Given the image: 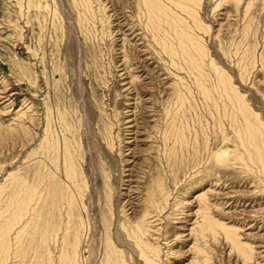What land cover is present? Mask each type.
I'll list each match as a JSON object with an SVG mask.
<instances>
[{
    "label": "rangeland",
    "instance_id": "obj_1",
    "mask_svg": "<svg viewBox=\"0 0 264 264\" xmlns=\"http://www.w3.org/2000/svg\"><path fill=\"white\" fill-rule=\"evenodd\" d=\"M152 1L0 0V264H264V0Z\"/></svg>",
    "mask_w": 264,
    "mask_h": 264
},
{
    "label": "bare ground",
    "instance_id": "obj_2",
    "mask_svg": "<svg viewBox=\"0 0 264 264\" xmlns=\"http://www.w3.org/2000/svg\"><path fill=\"white\" fill-rule=\"evenodd\" d=\"M190 1V0H189ZM195 1V0H194ZM145 2L148 4V5H150L151 6V8H152V5L151 4H153V1L152 0H145ZM168 14V13H167ZM184 39V38H183ZM189 41V40H188ZM200 66V65H199ZM223 81V80H222ZM233 98V97H232ZM231 98V99H232ZM241 99V98H240ZM235 103V102H234ZM236 105V104H235ZM241 106V105H240ZM182 109V108H181ZM237 109V108H236ZM241 109V108H240ZM243 111V110H242ZM183 112V111H182ZM181 114V113H180ZM238 114V113H237ZM183 115H185V114H183ZM180 116V115H179ZM178 116V117H179ZM245 117H247L246 115H245ZM252 118H254V117H252ZM231 119H233V117H231ZM247 119V118H246ZM238 121V120H237ZM248 121H250V120H248ZM245 122V121H244ZM183 123V122H182ZM251 123L253 124V120L251 121ZM251 123H249V125L251 124ZM246 124V123H245ZM247 127V126H246ZM183 130V129H182ZM241 130V129H240ZM178 131V130H177ZM184 131V130H183ZM182 131V132H183ZM240 132V131H239ZM238 132V133H239ZM244 132H245V130H244ZM248 135H250V137H252V139H253V137H254V135H255V129L254 128H252V127H250L249 129H248ZM179 133V132H178ZM179 135V134H178ZM182 135H184V133L182 134ZM242 135V134H241ZM181 136V135H180ZM180 136H177L178 138L180 137ZM184 138V137H183ZM182 138V139H183ZM257 138V137H256ZM258 139V138H257ZM181 141V140H180ZM258 141V140H257ZM255 142V141H254ZM259 142V141H258ZM257 142V143H258ZM182 144V143H181ZM256 144V143H255ZM258 146H259V144H257ZM250 146H252V145H250ZM260 148V147H259ZM261 150V149H260ZM262 152V151H261ZM66 154V153H65ZM262 161H263V156H262ZM67 163V162H66ZM72 169V168H71ZM70 173H71V171H70ZM73 173V172H72ZM69 174V173H68ZM72 175V174H71Z\"/></svg>",
    "mask_w": 264,
    "mask_h": 264
}]
</instances>
